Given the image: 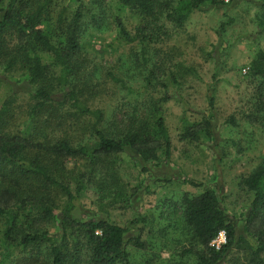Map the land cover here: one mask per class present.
Wrapping results in <instances>:
<instances>
[{
	"label": "trees",
	"instance_id": "16d2710c",
	"mask_svg": "<svg viewBox=\"0 0 264 264\" xmlns=\"http://www.w3.org/2000/svg\"><path fill=\"white\" fill-rule=\"evenodd\" d=\"M118 2L142 25L132 37L118 21V38L125 44L138 42L143 46L157 40L155 31L166 30L167 24L180 28L202 7L227 4L225 0ZM82 3L79 0L76 12L67 19L63 9L55 14V0H0V76L23 70L22 83L12 82L10 93H26L32 102L22 129L15 133L7 131L6 101L0 107V264H130L127 246L144 248L139 236L130 235L129 227H119L107 217H81L78 201L89 188L101 200L121 197V155L136 161L148 178L152 177L151 167H161L170 158V138L160 108L147 100L130 103L115 124L102 109H90L80 99L86 94L95 97L102 90L101 85L92 83L93 73L79 59V40L88 24L102 27L103 9L94 7L97 0L93 6ZM261 4L264 8V0ZM46 25L53 27V35L42 29ZM258 26L264 30V17ZM53 37L61 42L53 43ZM143 46L134 66L138 59L140 66H146ZM35 51L50 55L58 74L31 57ZM146 74L138 91L150 85L151 72ZM249 76L260 79L264 88V52L257 53L251 62ZM106 77L119 93H134L115 73L107 72ZM167 100L166 94L160 98V102ZM258 103L257 113L249 118L252 123L260 120L264 124V100ZM209 105H213L212 97ZM46 112L48 116H44ZM229 123L235 126L232 119ZM65 125L81 131L82 137L73 141ZM54 128L64 136L57 137ZM201 133L208 140L214 139L210 118L186 124L180 139L198 142ZM159 150L164 153L163 160ZM69 161L79 166L69 170ZM241 183L252 200L238 224L227 217L215 190L182 195V229L189 236L182 257L195 254L196 264H228V256L237 252L244 260L233 259L230 264H264V157ZM133 191L126 201L130 206L138 196V190ZM141 221L138 217L130 226ZM220 232L225 235V244L214 249L210 244ZM12 248L29 250L23 251L28 256L6 263Z\"/></svg>",
	"mask_w": 264,
	"mask_h": 264
},
{
	"label": "rangeland",
	"instance_id": "374dc122",
	"mask_svg": "<svg viewBox=\"0 0 264 264\" xmlns=\"http://www.w3.org/2000/svg\"><path fill=\"white\" fill-rule=\"evenodd\" d=\"M81 1L84 7L93 6V0ZM97 1L94 7L103 9L102 27L88 24L85 28L79 40V59L93 73L92 83L101 85L102 90L95 97L86 94L80 99L90 109H102L106 118H114L115 124L128 111L130 103L147 100L160 108L170 138V158L161 167H151L152 177L148 178L136 161L121 155L123 163L118 168L121 197L114 201L101 200L100 195L89 188L78 201L81 217H107L119 227H129L132 237L139 236L144 248L127 246L130 264H196L195 254L181 256L182 249L189 243V236L182 229V195H198L206 188L215 190L227 217L238 224L252 200L241 181L264 157V124L260 120L252 123L249 118L257 113L258 102L264 100L261 80L249 76L251 62L257 53L264 52V30L258 26V20L264 17L261 0H225V7L204 6L193 12L182 27L167 24L166 30L155 31L157 40L146 46L138 42L125 44L117 35L119 21L130 36H135L142 27L137 16L118 0ZM55 3V14L63 9V15L70 19L79 0H55ZM83 23L84 27L86 22ZM42 29L52 34L53 27L46 25ZM52 42L61 40L53 37ZM141 46L147 50L145 67L140 66L139 59L136 66L133 64ZM30 56L58 74L59 69L53 66L50 55L35 51ZM149 71L150 85L138 91ZM107 72L123 78L134 93L126 96L116 91L106 77ZM23 74L20 69L0 76V107L6 101L10 133L22 129L32 104L29 95L18 92L15 86L17 92L10 93L12 82L23 81ZM137 91L139 93H135ZM164 94L168 100L160 102ZM44 116H48V112ZM209 118L213 140H208L203 133L198 142L180 139L186 124L201 123ZM67 127L73 141L82 137L81 131L65 125L66 131ZM53 133L57 137L64 136L56 129ZM157 154L164 159L161 150ZM78 166V162L69 161L67 168ZM133 190H138V196L130 206L126 201ZM138 217L142 221L130 226ZM222 243L217 239L213 246ZM23 251L29 250L12 248L6 263L27 257ZM233 259L244 260L237 252L228 256L227 263Z\"/></svg>",
	"mask_w": 264,
	"mask_h": 264
},
{
	"label": "built area",
	"instance_id": "2783aa9c",
	"mask_svg": "<svg viewBox=\"0 0 264 264\" xmlns=\"http://www.w3.org/2000/svg\"><path fill=\"white\" fill-rule=\"evenodd\" d=\"M217 239H219V240H221L223 242L222 245L225 244V235H224V233L220 232L218 234V236L211 242L210 246L214 247V249H218L221 246V245L218 246V247L213 246V245H215V242H216Z\"/></svg>",
	"mask_w": 264,
	"mask_h": 264
}]
</instances>
